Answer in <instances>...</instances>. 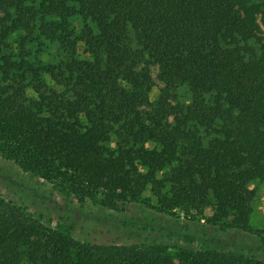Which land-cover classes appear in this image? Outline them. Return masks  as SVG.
Wrapping results in <instances>:
<instances>
[{
  "label": "trees",
  "instance_id": "1",
  "mask_svg": "<svg viewBox=\"0 0 264 264\" xmlns=\"http://www.w3.org/2000/svg\"><path fill=\"white\" fill-rule=\"evenodd\" d=\"M0 159L80 203H136L264 245L250 226V185L264 184V0H0ZM0 264L261 262L81 242L0 196Z\"/></svg>",
  "mask_w": 264,
  "mask_h": 264
},
{
  "label": "rangeland",
  "instance_id": "2",
  "mask_svg": "<svg viewBox=\"0 0 264 264\" xmlns=\"http://www.w3.org/2000/svg\"><path fill=\"white\" fill-rule=\"evenodd\" d=\"M53 49L45 50L51 57ZM158 89L150 93L155 100ZM255 191L250 226L264 230V184L253 182ZM0 196L20 206L47 228L65 230L81 242L104 245H161L171 250H217L243 254L264 264V245L251 233L220 230L206 220L185 218L181 214H160L140 204H127L111 210L100 202H77L52 185L22 172L13 163L0 159ZM206 217L212 212L207 210Z\"/></svg>",
  "mask_w": 264,
  "mask_h": 264
}]
</instances>
